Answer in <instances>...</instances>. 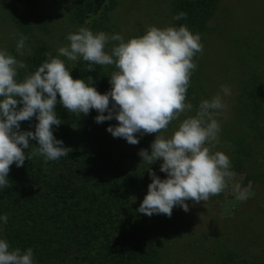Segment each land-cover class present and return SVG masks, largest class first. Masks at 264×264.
<instances>
[{
	"label": "trees",
	"instance_id": "16d2710c",
	"mask_svg": "<svg viewBox=\"0 0 264 264\" xmlns=\"http://www.w3.org/2000/svg\"><path fill=\"white\" fill-rule=\"evenodd\" d=\"M217 1L172 0V27L186 26L201 37ZM118 2L12 0L6 16L13 31L0 50L27 65L18 70L17 81L33 73L50 53L65 62L73 79H84L100 94L110 91L111 76L104 66L93 64L94 71H86L89 62L80 57L70 61L58 49L69 45L66 37L81 27L107 34ZM181 12L186 18L174 19ZM21 36L27 37L22 56L16 47ZM200 99V83L192 72L185 100L192 104V112L198 110ZM55 111L62 123L53 125V135L71 151L56 161L45 163L43 156L36 155L26 158L21 167L10 166L7 178L11 187L0 188V217H8L7 223L0 220V239L8 242L10 250L31 248L33 264H163L182 234L183 223L180 206L172 209L171 217L137 212L151 183L149 168L160 179L167 178L160 171L159 159L149 165L138 155L141 149L151 152L153 134H135L139 143L131 152L124 138L113 137L106 130L118 124L115 119L96 123L99 113L95 109L79 116L59 103ZM37 123L35 116L22 121L20 131L34 132ZM233 144L241 146L238 139ZM35 147L38 142L31 140L24 151L31 155ZM216 247L211 252L215 264H264V249L241 256L229 246Z\"/></svg>",
	"mask_w": 264,
	"mask_h": 264
},
{
	"label": "clouds",
	"instance_id": "9594fccd",
	"mask_svg": "<svg viewBox=\"0 0 264 264\" xmlns=\"http://www.w3.org/2000/svg\"><path fill=\"white\" fill-rule=\"evenodd\" d=\"M186 15L181 12L174 19ZM26 39L21 36L17 42L21 56ZM66 39L70 43L58 49L59 55L73 62L78 57L89 62L86 71H94L93 64L115 66L117 71L109 80L111 89L100 94L84 79H73L65 62L50 53L46 54L48 60L18 82V70L27 65L6 50H0V188L11 187L7 177L13 163L21 167L26 158L31 160L36 155L43 156L45 163L68 156L71 149L64 147L52 131L53 125L62 123L56 115L57 103L79 116L95 109L99 113L96 123L115 119L118 124L106 130L131 145L139 143L135 134L155 133L151 152L141 149L138 155L149 165L162 159L160 171L167 178L160 179L149 168L151 183L138 213L171 217L175 206L187 212L189 205L185 201L206 202L226 188V178L234 175L229 170V157L211 150L219 142L220 125L215 117L226 107L220 95L201 101L196 114L183 119L170 138L157 135L193 108L185 100L196 68L193 57L203 50L199 34H192L183 25L164 29L150 26L142 36L125 42L120 34L109 36L81 27ZM109 41L119 43L107 53L105 47ZM88 79L93 83L92 77ZM221 91L230 95L227 86H221ZM18 104L22 107L18 108ZM105 112L108 114L103 115ZM33 116L38 120L35 131H20V122ZM31 140H36L39 147L29 155L24 150L29 148ZM234 190L237 200L248 198L247 189L241 190L239 184ZM0 220L7 223L8 217L2 216ZM0 264H33V250H10L8 242L0 239Z\"/></svg>",
	"mask_w": 264,
	"mask_h": 264
},
{
	"label": "rangeland",
	"instance_id": "374dc122",
	"mask_svg": "<svg viewBox=\"0 0 264 264\" xmlns=\"http://www.w3.org/2000/svg\"><path fill=\"white\" fill-rule=\"evenodd\" d=\"M5 1L0 3V47L7 46L13 31L6 16L12 0ZM171 4L172 0H119L107 34H120L127 42L150 26L172 27ZM200 38L203 50L193 57L200 101L220 95L226 105L215 117L219 142L211 150L229 157L234 175L226 178L227 186L219 195L206 202L185 201L187 212L180 207L183 231L163 264H215L211 252L222 245L241 256L264 249V0H218ZM118 43L109 41L105 52ZM104 67L110 76L117 71L114 65ZM221 86H227L230 95ZM195 114H181L157 135L170 138L183 119ZM237 139L240 148L234 147ZM129 145L131 152L138 146ZM237 184L247 189L246 200L235 198Z\"/></svg>",
	"mask_w": 264,
	"mask_h": 264
}]
</instances>
